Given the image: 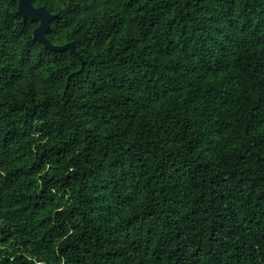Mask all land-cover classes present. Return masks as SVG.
Instances as JSON below:
<instances>
[{"label":"trees","instance_id":"16d2710c","mask_svg":"<svg viewBox=\"0 0 264 264\" xmlns=\"http://www.w3.org/2000/svg\"><path fill=\"white\" fill-rule=\"evenodd\" d=\"M0 0V264H264V0Z\"/></svg>","mask_w":264,"mask_h":264},{"label":"water","instance_id":"95a60500","mask_svg":"<svg viewBox=\"0 0 264 264\" xmlns=\"http://www.w3.org/2000/svg\"><path fill=\"white\" fill-rule=\"evenodd\" d=\"M16 13L23 19L30 18L38 22L37 26L33 29L32 35L33 38L41 42L45 48L54 51L69 49L80 57L73 41H68L63 44H54L48 39L46 33L49 29V23L56 14L51 13L45 5H34L33 0H17Z\"/></svg>","mask_w":264,"mask_h":264}]
</instances>
